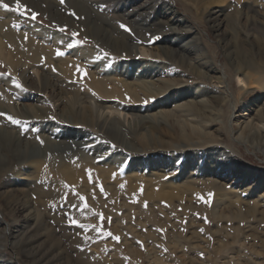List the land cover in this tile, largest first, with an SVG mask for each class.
Returning <instances> with one entry per match:
<instances>
[{
  "label": "rangeland",
  "instance_id": "1",
  "mask_svg": "<svg viewBox=\"0 0 264 264\" xmlns=\"http://www.w3.org/2000/svg\"><path fill=\"white\" fill-rule=\"evenodd\" d=\"M32 1H40L39 10L31 3L19 0L22 5L27 7L17 12L15 11L17 0H0V4L6 3L9 5L8 9L0 6V22L3 24V27L0 29L3 33L11 30L34 40L39 39L45 46L51 47L57 57L65 58L73 55L75 51L81 56L83 53L80 51L87 50L90 52L89 59L86 60L87 57H84L85 55L81 57V60H86L85 66L87 68H92L95 63H100L105 71L114 69L115 67L117 69L126 67L130 71L132 70V61L136 60L165 65L162 69H159L162 71L161 76H159L160 79L168 81L175 79L174 81L181 82V85L190 87L195 85L205 86V88H209L215 93L222 94L225 97V103L221 106V111L218 115L219 120L208 124V127L211 128L212 124L215 123V126L218 125L217 128L221 130L220 138L215 143L193 145L192 147H188L186 151L174 149L161 152L159 153V164L154 165L150 164V161L152 163V158L157 157V154L144 153L138 148L137 142L135 143L136 145H133L134 147H124L112 138L106 137V134L100 130L99 124L91 126L90 124H75L60 120L58 118L59 109L53 99H49L47 104L52 109V117L50 118L53 121L46 120L47 123L46 121L36 122L33 120L28 124H14L16 128L37 133V130H40L41 126L52 122L57 126L55 129H52L60 136L63 134V131L67 134L68 130L84 134L86 136H83L84 138L81 141H84L86 146L80 148V153L91 157L93 163L99 165H104L102 163L108 162L109 164L107 163L106 165H109L118 179H124L126 175L130 174L131 176L135 175L133 179L137 180L138 183L140 182V178H151L155 183L158 181L167 184L178 183V185L185 181L191 183L195 177L203 174L202 171L198 172V169L206 162L208 153L211 152V164L215 166L220 162L217 170H220V167L223 165L234 161L237 163V166L239 165L244 170V177L241 174L242 172L234 173V166L233 170H225L220 173L221 176H217L221 180L224 189L227 192H233L231 194L235 196V198L232 197V200H226L235 204L237 196L241 200L242 211L246 207L254 206H258L260 210L263 209L264 211V148L260 149L249 142L233 140L230 135L228 136L236 113L240 112L244 116H247L246 113L249 106H253L250 104L247 107H242V100L249 98L257 90H255V85L249 83L242 84L234 72H232L230 66L227 65L228 62L223 48L212 31V23L209 20L210 11L218 8H222L223 15L229 11L232 14L239 12L243 5L242 0L239 3L238 1H228L223 5L211 3L210 0H111V3H94L93 7L95 6L94 8H97L96 10L100 13L116 15L117 12L125 14L128 20L146 25L144 26L145 29L134 30L132 22H125L123 24L130 30H126L131 37L128 42L134 47H131L132 50L129 49L124 54L99 45L94 38L83 31L84 26L80 25V21L79 23L78 20H75L74 23L61 21L52 14L42 11V8L45 7V2L42 0ZM258 1L261 3L259 9L262 8L263 10L264 0ZM32 13L38 14L34 20L32 19ZM65 13V17H68L69 13ZM159 17H162L164 21L169 18L171 20H178L179 24L169 25L165 22L154 24ZM220 19V28H227L230 24L229 21L223 20L222 17ZM171 27L175 28L171 29ZM251 27L255 34H260L263 38L260 42L262 51L259 55L255 54V52L253 54L247 53V56L254 63H257L260 56L264 60V23L256 21L255 26ZM61 28H65V30L60 31ZM73 33L76 35H73ZM240 33L242 35V28H240ZM151 37H159V39L152 40ZM168 37H171L173 42L178 45L191 43L194 39V43H192L194 46H190V56L196 57L200 62H205L204 64L206 65L216 67L220 74L224 73L223 82L218 83L214 78L210 79L205 74L198 76L196 71L190 66L188 67L186 62L185 64H181L177 61L159 58L153 54L155 47L163 44L164 39ZM77 41H80V43H77ZM69 44H72L71 48L68 47ZM141 46L151 51L152 55L140 56L136 54V48ZM244 47L249 49L251 46L244 43ZM58 50L64 54L57 55ZM11 53L16 54L12 51ZM196 58L193 61H196ZM201 67L202 70H205L203 66ZM53 73L56 75V71H53ZM36 78L35 72L29 65H17L13 69L6 60V57L0 54V85L7 83L8 90L6 92L11 95L13 103H22L21 99L25 96L34 98L46 95L34 89L29 90L27 85ZM16 81L19 82V87ZM72 81L75 83L79 95L85 100V103L83 102L82 104L95 106L98 97L93 94L89 87L85 88L86 79L84 76ZM260 92L263 94L260 97L263 101L264 88ZM126 96L128 97V95ZM62 99L64 102L67 100L65 97ZM141 99L139 103L129 100H114L113 104L129 105L132 107L140 105L142 111L145 110L144 108L150 107V104L151 106L154 105L155 99H151L152 101H148L145 97ZM100 102L104 103L107 101L102 99ZM228 104L230 107H227ZM250 114L254 116L258 115L256 111H251ZM122 116H120L121 120H123ZM73 118L76 119V114L73 115ZM124 124L127 125L125 122ZM119 128L123 136L132 141L126 134L123 126L120 125ZM226 129L228 133H226ZM54 140L61 142L65 139L57 138ZM222 152L223 155L221 154ZM225 156L228 157L226 161L222 160ZM10 158L12 160L11 163L0 166V195L6 194L9 189H14L13 197L15 198V201H12L0 196V264H32V261H38V264H64L65 259L60 257V249L50 243V239L45 235V230L40 228L36 230L35 228L42 216L34 207L35 194H30L28 203H23V192L30 190V188L32 190L36 189L47 192V190H50L49 185L38 181L33 176L37 172L34 163L25 161L20 164L18 159L13 157L12 154H10ZM75 159L78 158L75 157ZM187 159L191 160L190 163H192L187 169L188 172L183 169V165ZM138 160L143 164H136ZM158 174L163 176L154 180V177L158 176ZM187 175H190V177H186ZM203 182L201 179L198 182L200 184L192 189V191L187 192L186 196L183 197L184 199H179L175 196L172 201L151 200L146 201L144 205H140L138 201L132 199L127 202L125 201L126 204H124V200L120 199L119 203L121 202V204L119 205V209L112 202H109L110 208L107 207V210H103L102 205H100L101 209L92 208L89 204H87V208H84L85 201L88 199L87 196L81 194L79 196H83L85 199L81 200L82 204L80 207L76 205L68 206L61 203L58 208V205L53 204L55 210L61 212V215L60 213H55L56 218H59L60 215V221L58 222L49 218L51 213L54 215L53 209L46 207L45 211L43 209H40V211L43 210L42 213L48 211L46 213L49 214V216L46 215L47 224L53 227V233L57 236L64 233V228L69 233L74 228L80 229L79 231H82L84 235L89 232L88 228L83 229L79 225L69 223L68 217L78 220L73 215V212H76V210L85 212L93 209V213H90V215L92 221L95 223L99 216L105 219L106 215L109 214L111 220H108L104 225H97V227L102 231H110L113 235L103 236L97 232V242L106 244L105 252L108 254L109 259L111 257V264H264V212L256 214V218L250 216L247 219L240 220L230 215L231 210L223 209L222 204L218 205L214 211V206L220 198V193L215 188L202 189L204 188ZM91 183L94 184L93 182ZM101 187L104 188L105 186L102 183H98L97 189L99 192H101ZM70 190H73V188L71 187ZM47 194H50L49 191ZM102 195L105 198H109L108 193L104 189ZM226 200L223 202H227ZM145 207L147 209L152 208L154 214L153 211L150 212L149 210L146 213L141 212L142 215L138 213V210H144ZM129 212L134 213L131 217L124 218ZM221 212L223 215L227 214L230 218H226L223 215H221L222 218L221 216L219 218L218 215ZM260 217L262 219L259 220ZM83 218L84 220L87 219L86 216ZM118 221L124 224L123 228L126 230L122 234L117 233L113 228ZM93 222L92 225L96 226ZM129 226H133L134 230H137V233L140 234V237H135L132 232H128L127 227ZM115 236L120 237L119 242L114 239ZM27 238L28 240H33L32 248H30L31 252H29L30 256H24L15 245ZM125 240L129 241L128 245L125 244ZM140 242H142L143 247H141ZM131 246L136 249H145L143 255L140 258L133 259L130 253ZM151 248L157 250L158 260L161 263H157V261L149 257L152 252ZM164 249H167V251H164ZM30 253L34 256L33 260H31ZM74 254L70 252L72 257H76ZM114 259L118 261H114Z\"/></svg>",
  "mask_w": 264,
  "mask_h": 264
},
{
  "label": "bare ground",
  "instance_id": "2",
  "mask_svg": "<svg viewBox=\"0 0 264 264\" xmlns=\"http://www.w3.org/2000/svg\"><path fill=\"white\" fill-rule=\"evenodd\" d=\"M24 1L31 3L39 10L40 1ZM42 1L45 2V7L42 8L43 12H48L67 23H74L75 20H78L79 23L80 21V25L84 26L83 31L94 38L99 45L120 54H124L131 47L134 48L128 42L131 39L130 34L120 27L121 24L132 22V20H128L125 14L116 12V15H109L100 13L96 10L97 8H94L95 6L93 7L94 3H111V0H65L63 4H61L60 0ZM228 1L241 2V0H210L211 3L220 5L226 4ZM242 3L241 10L234 14L229 11L223 15L222 8L211 10L209 20L212 23L211 29L223 48L228 62L226 64L230 66L232 72L242 84L255 85V90H257L249 98L242 100V107H247L250 104L253 106H249L246 113L247 116L240 112L236 113L228 136L230 135L233 140L249 142L261 149L262 147L264 148V100L262 101L260 98L263 95L260 91L264 88V60L260 56L257 63H254L247 56V53L253 54L255 52V54L259 55L262 51L260 42L263 38L260 34H255L251 26H255L256 21L264 23V9H259L261 3L258 0H242ZM73 11L76 16L71 14ZM65 12L69 13L68 17H65ZM221 17L223 20L229 21L230 24L227 28H220ZM163 22L169 25L179 24L178 20L169 18L164 21L162 17H159L154 24H162ZM1 24L2 22H0V28L3 27V24ZM132 24L134 30L145 29L144 26H146L135 21ZM174 28L171 27V29ZM240 28L243 29L242 35ZM40 41L39 39L34 40L33 38L25 37L23 34L12 32L11 30L3 33L0 29L1 56L6 57L13 69L17 65H29L37 76L36 81L33 79L34 81L32 80L27 85L29 90L34 89L47 95H40L34 98L25 96L21 99L22 103L16 104L12 102L11 95L6 92L8 90L7 83L0 85V112L11 115L20 121L22 120L20 124H28L33 120L36 122L53 121L50 118L52 117V109L47 106L49 99H53L59 109L58 118L60 120L75 124H90L91 126L99 124L100 130L106 134V137L112 138L124 147H134L133 145L137 142L138 148L144 153L157 154V157L152 158V163L150 161V164L153 165L159 164V153L161 152L174 149L186 151L188 147L193 145L215 143L220 138L221 130L217 128L218 125L215 126L214 123L209 128L208 124L219 120L218 115L221 111V106L225 103V97L222 94L215 93L213 90L205 88V86L195 85L190 87L181 85V82L174 81L175 79L171 81L162 80L159 78L162 72L159 69H162L165 65L155 62L132 61L133 65L130 71L126 67L118 69L115 67L105 71L100 63H95L92 68H87L85 62L90 57L89 51H80L83 56L85 55L84 57H87L86 60H81L83 56L78 55L76 51L73 55L65 58L57 57L51 47L45 46ZM192 43H194V39L191 43L178 45L173 42L171 37H168L164 39L163 44L155 47L153 54L159 58L177 61L181 64L186 62L188 67L190 66L194 69L198 76L205 74L210 79L214 78L218 83L223 82L224 73L220 74L216 67L206 65L204 64L205 62H200L196 57V61H193L195 58L190 56V46H194ZM244 43L249 44L251 47L246 49ZM136 49V54L140 56L152 55L151 51H148L144 46ZM11 51L16 54L14 55ZM77 66L84 71H78ZM201 66L205 70H202ZM53 71H56V75ZM83 76L86 79L85 88L89 87L93 94L98 97L95 106L82 104L83 102L85 103V100L79 95V91L72 81ZM141 95L148 101L154 98V105L151 106L150 104V107L144 108L145 110L142 111L140 105L132 107L113 104L114 100H129L139 103L142 100L141 98H143ZM63 97L67 98L65 102L62 99ZM99 99L107 102L102 103ZM227 107H230V105L228 104ZM251 111H256L258 115H251ZM74 114H76V119L73 118ZM7 115L0 116V166L11 163L10 154H12L13 157L18 159L20 164L25 161L34 163L37 172L33 176L38 181L49 185L50 190H47V192L49 191L50 194L36 189L32 190L31 188L23 192V203H28L29 195L35 194L34 207L42 214L35 228L36 230L38 228L45 230V235L50 239V243L60 249V257L65 259L66 264H111V257L109 259L108 254L105 252L106 244L97 242L98 235L96 231L97 225H104L108 220H111L109 214L106 215L105 219L99 216L95 223L90 215V213H93V209L85 212L76 210L73 215L78 219L77 221L80 223L87 222L86 224L91 225L93 222L96 226L88 228L89 232L85 235L82 234V231H79L80 229L74 228L69 233L64 228V233L57 236L53 233V227L47 224L46 215L49 216V214L46 213L48 211L43 212L44 214L42 213L46 207L53 209L54 215L51 213L49 218L58 222L60 221L61 212L55 210L54 205H58V208L61 203L80 207L82 203L79 195L81 194L87 196L88 200L85 202L92 208L101 209L100 205H102L103 210H107L110 208L109 202H112L119 209L120 199L124 200V204L132 199L138 201L140 205H144L146 201L151 200L172 201L175 196L179 199H184L183 197L186 196L187 192L197 187L200 184L198 182L202 179L204 181V188L202 189L215 188L220 193V198L215 203L214 211L218 205L222 204L223 209L231 210L230 215L240 220L247 219L250 216L255 217L256 214L264 212L258 206L246 207L242 211L241 200L237 196L235 204L226 200H232V197L235 198V196H232L233 194L231 193L233 192H227L224 189L218 177L225 170H233V166L235 167L234 173L242 172L241 174L244 177L243 168L239 165L237 166L235 161L223 165L220 170H217L220 162H218V165H212L210 161L211 152H209L206 162L198 169V172L202 171L203 174L195 177L191 183L185 181L179 185L178 183L167 184L159 181L155 183L151 178H140L138 183L137 180L133 179L135 175L131 176V174L126 175L124 179H118L109 165H106L108 162L102 163L104 165H99L93 163L91 157L80 153V148L86 146L85 142L81 141L84 138L83 136L86 135L68 130L67 134L63 131L60 136L54 132L57 126L52 122L41 126L40 130L34 133L33 131L16 128L14 123L7 119ZM121 115H123V120H121ZM120 125L123 126L132 141L123 136L119 128ZM226 133H228L227 129ZM37 136H39V139H37ZM57 138L65 140L61 142L54 140ZM41 140L43 143L40 142ZM73 143L75 144L73 145ZM8 151L10 152L8 153ZM221 154L223 155V152ZM75 157L78 159H75ZM227 159L228 157L225 156L222 160L226 161ZM190 161L187 159L183 165V169L186 172H188L189 166L192 165ZM136 164L140 165L143 163L138 160ZM89 170L91 171L89 172ZM161 176L163 175L158 174V176L154 177V180ZM186 177H190V175ZM98 183H102L105 186L103 189L108 193L109 198H105L102 192L98 191ZM71 187L73 190H70ZM13 193L14 189H9L6 194L0 196L4 199L15 201ZM225 200L227 202H223ZM40 209L43 210L40 211ZM148 210L150 212L153 211L154 214V210L152 208L147 209V207L144 210H138V213H146ZM55 213H60L59 218L55 217ZM133 213L129 212L124 218L131 217ZM221 215H223L222 212L218 215L219 218ZM85 216L87 219L84 220L83 217ZM223 216L230 218L227 214ZM65 225L64 227L67 226ZM123 226L124 224L118 221L113 228L117 233L122 234L126 231ZM127 228L128 232H132L135 237H140V234L137 233V230H134L133 226ZM128 242V240H125L126 245H128ZM32 244L33 240H28L27 238L15 245L24 256H30L29 252H31ZM144 251L145 249H136L132 246L130 249L133 259L140 258ZM151 251L149 257L157 261V263H161L158 260L157 250L151 248ZM70 252H73V254L75 252L74 255L76 257H72ZM33 259L34 256L31 254V260ZM114 261L118 260L114 259ZM32 264H38V261H32Z\"/></svg>",
  "mask_w": 264,
  "mask_h": 264
},
{
  "label": "snow or ice",
  "instance_id": "3",
  "mask_svg": "<svg viewBox=\"0 0 264 264\" xmlns=\"http://www.w3.org/2000/svg\"><path fill=\"white\" fill-rule=\"evenodd\" d=\"M60 2H61V4H63V3L65 2V0H60ZM0 6H2V7L5 8V9H8V8H9V5L6 4V3H4V4H0ZM26 7H27V6L22 5V4L19 2V0H17V2H16V7H15V11L19 12L22 8H25V9H26ZM71 14H72L73 16H76V13H75L74 11H73ZM37 16H38L37 13H32V19H33V20L36 19ZM65 27H66V26H65ZM120 27H121V28H124L125 30L130 31V30L127 29L126 26L123 25V24H121ZM64 30H65V28H61V29H60V31H64ZM73 35H76V34L73 33ZM151 39H152V40H156V39H159V37H151ZM77 43H80V41H77ZM68 47L71 48V47H72V44H69ZM63 54H64L63 52H61V51H59V50L57 51V55H63ZM77 67H78V71H84V70H82V69H79V66H77ZM16 83H17V86L19 87V86H20V85H19V82L16 81ZM129 99H130V98H129ZM153 99H154V98H153ZM145 103H147V101H145ZM5 115H7V114H6V113H3V112H0V116H5ZM7 119L10 120V121H11L12 123H14V124H20V123H21L20 120H18V119H16V118L12 117L11 115H7ZM37 131H38V130H37ZM37 139H39V136H37ZM40 142L43 143L42 140H41ZM90 171H91V170H89V172H90ZM121 187H123V185H121ZM101 192H103V188H102V187H101ZM209 195H211V194H209ZM80 199L83 201V200L85 199V197L80 196ZM87 207H88V205H87V203H85V204H84V208H87ZM68 220H69V223H70V224H72V225H79V227H80V228H83V229H87V228L94 227V226L91 225V224H81L79 221H77L76 219H74V218H72V217H68ZM96 231H97L98 233L104 235V236H112V235H113L110 231H102L99 227H96ZM201 231H203V229H201ZM86 239H87V237H86ZM114 239H115L117 242L120 241V237H119V236H115ZM140 243H141V247H143L142 242H140ZM164 251H167V249H164ZM201 255H203V254L201 253Z\"/></svg>",
  "mask_w": 264,
  "mask_h": 264
}]
</instances>
